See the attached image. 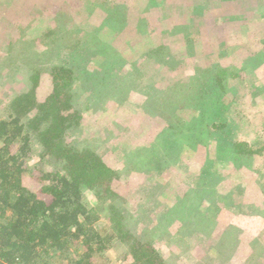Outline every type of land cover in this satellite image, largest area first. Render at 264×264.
Here are the masks:
<instances>
[{"label": "trees", "instance_id": "obj_1", "mask_svg": "<svg viewBox=\"0 0 264 264\" xmlns=\"http://www.w3.org/2000/svg\"><path fill=\"white\" fill-rule=\"evenodd\" d=\"M26 1L21 3L24 16L13 14L9 19L18 23L22 35L12 37L5 51L9 56L17 47L34 59L19 91L9 97L5 88L0 90V264H216L208 255H214L217 264H229L236 254L229 257L230 251L217 241L232 234L238 237L237 249H249L241 250L248 254L238 264H257L249 259L260 260L252 254L255 233L240 229L238 223L259 219L264 230V165L252 166L262 163L264 147L250 149L247 139L257 132L245 124L252 121L242 124L228 113L244 112L245 103L237 104L235 93L245 95L259 87L262 99L263 58L257 66L248 64L246 58L258 55L243 53L246 47L237 46L226 47L217 59L185 54L181 62L190 64L187 71L161 79L163 72L147 65L156 45L162 50L153 53L155 64L165 57L166 68L178 59L169 51L165 54V46L180 50L200 41L188 38L184 17L177 11L162 17L156 9L146 8L149 0H80L78 6H63L68 21L88 13L82 22L93 24L84 29L71 21V31L53 27L33 43L28 27L20 22H42L39 14L44 12ZM185 4L198 10L194 0ZM136 6L137 13H129ZM195 10L184 13L196 17ZM108 21L130 25L137 38L125 81L116 78L123 59L112 55L117 51H110L111 46L99 38L101 30L120 31L118 26H106ZM258 29L263 38L264 24ZM244 31L256 34L242 26ZM87 32L93 33L88 42ZM4 62L0 56V70ZM248 68H260L261 80ZM5 71L12 78L18 69L5 67ZM229 87L234 96L228 105L224 97ZM130 91L138 103L129 100ZM257 98V94L250 98L249 107L262 109H256L255 118L264 139V107ZM93 108L103 118L99 127L85 116ZM83 125L88 132L82 131ZM239 174L259 184L260 199L246 198L250 189L247 193L242 183L222 186ZM28 181L42 185V193L30 189ZM90 195L95 198L91 204ZM201 215L215 217L209 221L214 234L209 236L216 245L209 246L216 249L204 258L194 250L203 240L200 232H186ZM232 217L236 220L223 230ZM99 221L105 225L97 228ZM181 242H188L187 254L192 257L168 258V244L176 247ZM115 249L119 253L112 256Z\"/></svg>", "mask_w": 264, "mask_h": 264}, {"label": "rangeland", "instance_id": "obj_2", "mask_svg": "<svg viewBox=\"0 0 264 264\" xmlns=\"http://www.w3.org/2000/svg\"><path fill=\"white\" fill-rule=\"evenodd\" d=\"M22 1L23 0H0V56H2L3 60H5L4 64L6 68L16 67L18 69V72L12 75L13 76L12 78L11 76L7 78L4 65L2 69L0 70V90L2 88H5L6 90L5 94H7V96L9 97H12L15 92L19 91L20 88H22L23 84L27 81L28 79L27 76L30 72L29 68L34 59L33 58L32 60H29L27 58L28 57L27 54H25L23 50L17 47H15V49L12 52H10L9 56L7 55L5 51L7 44L10 42H13L12 37H15L17 35H20V36L22 35L19 32L20 27H18V23L9 20L11 18L10 16H12L13 14H16L18 16H24V12L22 10L24 8L21 7L23 5L21 4ZM78 1L80 0H39V3H38V0H27L26 2H28V6L32 2V4L34 3V5H36V8L38 10H40L41 8L45 10V11L41 10L42 12H44V14H39L40 17L42 15L41 19L43 21L38 22V23H31L30 19L28 20L21 19L22 21L20 20L21 21L20 26L25 25L28 27L29 37L31 38V40H33L32 41L33 43H37L38 41L37 38L43 36L44 33L52 29L53 27L55 28L59 26L71 27L72 23H69L71 21L76 22L75 24H77V26L84 28V29L86 27L87 29V26L89 24H93V23L86 24L82 22V21H87V19L89 18L88 13H85L83 17H76L68 21L70 18V15L66 10L62 9L63 6H66V7H72L74 5L78 6L80 4L78 3ZM188 1L189 0H184L180 2L179 1L175 2V0H149V3L146 5V8H148L149 10L153 9L154 11V9H156L157 12H159V14L162 17H164V15L171 17V14H174L176 13L175 11H177L179 17H184V26L186 27V35L188 36V38L189 36L192 35L193 38L200 40L195 43L196 46L192 47L193 43H191V46H189L188 48L185 47V48H181L180 50H178V48L173 49L171 48V46H165L163 52L165 54H168V51H169V54L176 56L178 59V62L171 61L172 64H170L166 68H164V66L166 63L168 64V61H167L168 59L165 60V57H161L162 60L160 59L161 60L160 63L155 64V61L153 59V53H156V51L160 52L162 49H159L157 47V46H160V44L156 46L154 45L155 48H153L151 52L150 61L148 60L147 62V57L145 56L144 58L146 59H144V64L147 62V65H149L150 69L152 68V70H158L160 71V73L163 72L164 77H161V79L168 77V75L178 76L179 72L187 71V68L190 66V64L186 65L184 62H181L183 57H185V54L194 57V59L200 56H208L211 59H217L218 58L217 53L221 55L223 52L226 51L225 50L226 47L230 48V47L237 46L238 47L237 49H240L241 47H244V48L246 47L243 53L247 52L248 54H251L252 56L258 55L257 58H252V57L246 58V63L257 66L259 60L261 63L262 62L261 59L263 58V64H264V53L261 52V48L264 46L263 44L264 37L263 38L262 36L260 37L256 31V30H259L258 28L262 27V24H264V0H194V3H196V6H198L199 11L195 10V8H189V7L186 8L187 5L185 3ZM26 2H24V7L26 6L25 4H27ZM130 6H133V5H130ZM139 8L140 7L136 6V8L131 9L129 13L135 14L139 10ZM191 10L192 11L195 10L196 17H194L191 14L187 18L186 15L190 13L189 11ZM185 11L188 13L185 14L184 13ZM190 21L191 23H189ZM119 24L110 23L109 21L106 22L105 24L106 26H109V25L115 26V27L118 26V28H120V31H116L114 34V33H111V31H114V30H110V31L101 30V32L99 33V38L102 41H104L105 44H108L109 46H111L110 51L113 49L117 51V53H114V54L112 53V55H115V57L116 55H119L123 59V65L116 67L118 71L116 78L118 80L125 81L128 79V73L130 71V68H129L130 63L131 61L134 60L135 55H136L137 46L135 44V39L137 38L134 35L135 31L130 27V25H127L126 23H119ZM150 24L152 23H148L147 25H150ZM144 25L147 26L146 23H144ZM242 26L246 27L247 29L248 27H250L251 29L254 30V33H256L255 35H258V36L257 37H255V35L251 36L246 31L241 32ZM72 29L73 27L69 28V31H71ZM57 36L58 35L56 34L55 37ZM92 36H93V33H92ZM92 36L90 32H87V42L92 39ZM139 40L141 43L143 42L141 38H139ZM218 63L221 66H225V63L223 60H218ZM233 64L235 63L233 62ZM232 70H229V72H231ZM239 70L241 69H238L237 71ZM257 70L258 71H255V69L254 70L249 69L250 71L249 74L253 75L255 78L257 77L260 79L259 77V74L261 73L260 68H257ZM227 75L228 74H226L224 77H227ZM225 80H229V79L225 78ZM262 80L264 81V76L262 77ZM229 89L230 90L227 91L226 96L224 97V103H228V105L231 104L232 98L234 96V92L231 91V87H229ZM256 94L258 97L256 101L261 106L264 107V95L262 96V99H261V96L259 98L258 95L262 93H260V88L257 87V89H255L253 92L246 93L245 95L243 94L240 95V94L235 93V95L238 97L237 104H239L240 101H244L245 103L244 112L240 111L239 113L241 114L234 115V116H233V112L229 111L228 113L232 117V119H234L236 122L239 120L240 122L243 121L242 124H245L246 122L249 123V119L252 121L250 125L245 124L248 130L257 132L256 136H252L247 139L250 149L252 150H260L264 147V139L262 137V134L258 132L259 126L257 124V119L255 118L256 114L258 113L257 111L260 110V112H262V109L255 107V106L251 108L249 107V103L251 100L250 98H252V96ZM129 95H130L129 100H136L137 103L139 102L140 99L138 98L137 95H134L131 91ZM112 99H115L114 96H112ZM246 108H248V110ZM98 110L99 109L95 111V109L93 108L90 112H87V113L85 112L86 118L93 119V121H95V123L98 124L101 118V117L100 118L98 117V112H97ZM182 114H184V116H186L189 119L188 113L185 110L182 111ZM114 115L115 113L113 114V116ZM100 125L101 124L99 123L97 127H99ZM81 129L83 132L89 131L86 125H83ZM102 130H103L102 128L97 129L96 134L101 133ZM110 165L112 166L113 164L110 163ZM253 165L254 167H258V168L264 165V157L262 158V163L258 161V162H254L252 166ZM234 174L235 172L233 173V175ZM230 181H232V183L228 184V182ZM239 183H242V188L246 190L247 193L250 189V192H249L250 194L246 198H250L252 200L260 199L261 195L258 191L260 187L259 184L253 183V181L251 180H247L246 177L240 174L238 178L236 176L235 180H224L222 186L224 187L225 184L237 185ZM26 185L33 191L37 193H42L41 192L42 185L40 184L38 185L33 181H28ZM222 186H217L218 190L221 192L224 191L222 190ZM210 199H212V197H210ZM229 200H232V199L229 198ZM88 201L91 204L95 202V198H93L90 195L88 198ZM204 206L205 205H201L202 210L204 209ZM191 207L192 206L188 207L187 209H191ZM263 213H261V216L258 213L259 217L262 218ZM189 214H190L189 211H186L183 213L184 217L187 220L190 219L188 218ZM184 217H181V219H184ZM214 218L210 217L209 219H205L204 216L201 215V217L198 220H195L196 222L194 223L193 227L189 225V229L185 228L187 230L186 231L187 233L195 234L197 233V230L200 232V236L201 238H203V240L200 242L199 241L196 242L194 250L199 254L197 256H200L201 258H204L206 254L215 252V249H216L215 246H212V245L209 246V243L215 244L210 239L212 237L209 236L212 233V229L210 227H213L212 221L210 223L209 221ZM103 223L105 222L99 221L96 225L97 228L98 226L105 225ZM238 225L240 229L247 228L249 229L248 231H253V233H255L254 238L250 242L254 249V252L252 254H254L260 260L256 261L251 256L249 258L250 261L256 262L257 264H264V230H263L262 221L259 219L253 218L251 220H243L239 222ZM237 240H238V237L232 234V236H228V238L227 237L225 238L224 235H221L220 241L219 240L217 241V243L218 242L219 244L221 243L222 247L230 251L228 255L229 257L236 254L229 261V264H238L239 258L243 257L246 254L245 252L241 250L249 252V249L245 246H242V247L240 246L237 249L236 246L239 243V241ZM158 245L160 247L162 246V244H159V243ZM206 245H208V248H206V252H205L204 249ZM173 246L170 247L168 244V246L166 247L167 251H169L168 252L169 254H167L168 258L170 257L171 260H176V258L182 257L184 255H186V257L183 259V261L190 259L192 257L190 253L187 254V252L190 251L188 242L187 243L181 242L179 243V245H176V247H173ZM110 252L112 253V256H114V255H118L117 253H119V250H116V252H113L111 250ZM208 256L213 260L214 263L217 264V261L214 255L212 256L208 255ZM100 262L101 261L97 260V263H100ZM201 264H208V263L202 262Z\"/></svg>", "mask_w": 264, "mask_h": 264}, {"label": "crops", "instance_id": "obj_3", "mask_svg": "<svg viewBox=\"0 0 264 264\" xmlns=\"http://www.w3.org/2000/svg\"><path fill=\"white\" fill-rule=\"evenodd\" d=\"M145 117H147V116H145ZM236 219L235 218H231V220L230 221H227L228 223L223 227V230H226V229H228L227 228V226H229V225H231V224H233L232 222H234ZM224 222H226L225 220H223ZM239 222V221H238ZM246 230H247V228H245ZM219 230V229H218ZM210 235H214V234H210ZM205 251H206V249H204Z\"/></svg>", "mask_w": 264, "mask_h": 264}]
</instances>
